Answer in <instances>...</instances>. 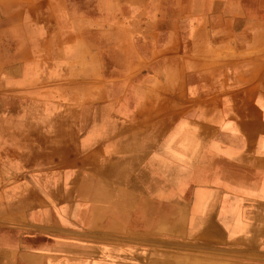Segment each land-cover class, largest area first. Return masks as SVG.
Instances as JSON below:
<instances>
[{"label":"crops","instance_id":"obj_1","mask_svg":"<svg viewBox=\"0 0 264 264\" xmlns=\"http://www.w3.org/2000/svg\"><path fill=\"white\" fill-rule=\"evenodd\" d=\"M91 172L115 186L79 218L46 178L67 195ZM27 181L40 205L12 207ZM11 210L13 229L22 210L66 231L39 261L264 264V0H0V217Z\"/></svg>","mask_w":264,"mask_h":264},{"label":"rangeland","instance_id":"obj_2","mask_svg":"<svg viewBox=\"0 0 264 264\" xmlns=\"http://www.w3.org/2000/svg\"><path fill=\"white\" fill-rule=\"evenodd\" d=\"M63 143H65V141ZM30 167H32L34 171H36V173L38 174L40 172L41 174H43L44 172L52 173L55 170L54 165H47V164L33 165ZM11 173H13L14 175L19 174L16 168L15 170L11 169ZM27 175H29V173H27ZM39 184L40 183H38L37 185ZM26 186H29L28 188L30 189L29 190L26 187V192H27L26 200L29 202L34 197L36 198L35 201L41 202V200L38 197H36V195L39 194V188L37 189L35 187L33 188L32 184L29 183L28 181H27ZM72 186H73V190H75V192L77 193V189H75V186L80 189L82 187V183L76 180L72 183ZM78 196L79 195L77 194L76 197ZM76 197L72 201L73 209H71L74 216L78 208V205L81 204V201L80 202L76 201L77 200ZM44 202L48 203L49 208L48 210H45V212H43L42 218H41L42 221L52 219V212L50 209L52 203L49 204V202H46L45 200ZM37 207L40 208V206H37ZM25 212L28 216L31 214L32 210L26 207ZM9 213L11 215H14L13 218H9L10 222H7L6 219L0 217V264H20L19 261L20 262L23 261L25 264H37L38 261L43 257V255L48 254L51 248L49 247L50 241L52 239H55L58 235H62V236L66 235L65 230H53L52 232L51 228L44 229L43 231H41V229L30 228V227H33L34 221L37 220L38 217H34V219L32 217L23 219L22 210H21L20 220L22 221L23 224L21 225H25L26 228H24L22 231L21 229H13V227L16 228L20 224L19 222H17L19 220L17 217L19 216H17L16 210L15 212L11 210ZM59 223H62V221H60ZM67 228H68V225H67ZM49 232H52V233H49ZM57 232L59 234H57ZM37 245L38 247H42V248H38V247L36 248ZM3 248H5L7 251H4ZM86 252L88 255L93 256V257L99 256V252H96V249H94L93 247H88V251Z\"/></svg>","mask_w":264,"mask_h":264},{"label":"bare ground","instance_id":"obj_3","mask_svg":"<svg viewBox=\"0 0 264 264\" xmlns=\"http://www.w3.org/2000/svg\"><path fill=\"white\" fill-rule=\"evenodd\" d=\"M3 2V1H2ZM36 124V123H35ZM217 142V141H216ZM215 143V142H213ZM217 147V146H216ZM14 149V148H13ZM233 154V153H231ZM72 171V170H71ZM70 171V172H71ZM10 172V171H9ZM72 173V172H71ZM70 174V173H69ZM53 175V174H52ZM52 177V176H51ZM70 177V176H69ZM63 181V179H62ZM46 184H47V188L52 192L53 195H56V197H58V193L60 192V194L63 192L64 195V200H67L69 205H72V201L73 199L77 196V194L79 195L78 197H76L77 200H79V198L82 196L83 193H85V197L83 198V200L81 201V204L78 205V208L76 210L75 216L81 218L82 216H89V214L91 212H93V206L92 203L95 202V200H99L101 202H104V200L102 199V197L100 196L103 192H105L108 189H112L114 188V183H106L105 181L99 180L98 175L95 173L91 172V177H89L87 180L82 182V187L79 189L75 186V189H77V193L74 191L73 193H68L67 195H65L64 193V189L62 186V183L58 180L55 179L53 180L52 178L47 177L46 178ZM67 182V181H66ZM11 183V182H10ZM69 185V184H68ZM83 185L85 186L83 189ZM24 190H20L19 192H16L15 196L12 195L11 201H10V205L12 207H14L15 205H18L22 200H24L25 198H27V192H26V188H24ZM44 189V188H43ZM18 190V189H17ZM15 190V191H17ZM2 192V191H1ZM14 193V191H13ZM49 193V192H48ZM59 194V195H60ZM51 196V195H50ZM7 199V198H5ZM9 199V198H8ZM75 199V200H76ZM81 199V198H80ZM110 199L113 201L114 206L119 205L120 204H124L126 203L125 201L119 199V197L117 196H113L110 195ZM54 200V199H53ZM27 201V200H26ZM84 201V202H83ZM28 202V201H27ZM60 202V201H59ZM36 205H40L39 201L35 202ZM60 203H63V201H61ZM65 203V202H64ZM30 204V203H29ZM202 203H200L201 205ZM31 206H33L34 208V204H30ZM199 205V204H198ZM123 206V205H122ZM237 206V205H236ZM162 207V206H161ZM201 207V206H200ZM150 208L152 209V207L150 206ZM158 208V207H157ZM231 208V207H230ZM155 209V207H154ZM228 209V207L226 208ZM153 211V210H152ZM228 211V210H227ZM233 213V212H232ZM198 218V217H197ZM231 218V217H230ZM156 220V219H155ZM17 222L20 223V221L18 220ZM197 223V222H196ZM239 224V223H238ZM50 241V240H49ZM52 241V240H51ZM38 247V245L36 246V248ZM38 248H42V247H38ZM38 263L40 264H60L59 261H51V260H45V261H38ZM37 263V264H38Z\"/></svg>","mask_w":264,"mask_h":264}]
</instances>
